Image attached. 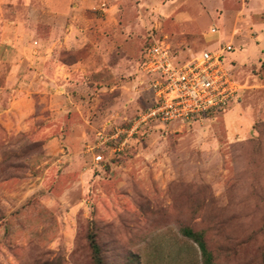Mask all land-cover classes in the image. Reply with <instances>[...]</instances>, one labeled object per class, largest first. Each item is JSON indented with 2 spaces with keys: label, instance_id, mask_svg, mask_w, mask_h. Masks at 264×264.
<instances>
[{
  "label": "rangeland",
  "instance_id": "rangeland-1",
  "mask_svg": "<svg viewBox=\"0 0 264 264\" xmlns=\"http://www.w3.org/2000/svg\"><path fill=\"white\" fill-rule=\"evenodd\" d=\"M90 25L126 59L92 94L100 106L53 121L36 88L31 115L0 121V264H93L91 235L106 264H202L184 228L216 264H264V0H0V67L17 52L27 71L32 52H89ZM164 37L181 60L230 43L236 101L138 124L154 102L144 49Z\"/></svg>",
  "mask_w": 264,
  "mask_h": 264
},
{
  "label": "crops",
  "instance_id": "crops-1",
  "mask_svg": "<svg viewBox=\"0 0 264 264\" xmlns=\"http://www.w3.org/2000/svg\"><path fill=\"white\" fill-rule=\"evenodd\" d=\"M79 32L84 35L89 52H46L39 55L32 52L30 56L33 60L27 66L31 70L28 71L23 66L24 53L17 52L14 57L18 56V61L0 67V97H9L5 105L4 100L0 103L1 122L9 125L12 119L21 122L31 115L35 101L30 96L36 88H39L37 92L44 94L41 95V102L47 103L45 109L51 111L53 121L74 114L84 117L86 111L89 113L94 109L93 105L100 106V99L92 94L98 95V92L108 89L101 78L107 72L122 68L126 63L125 55L122 52H106L102 42L104 33L99 28L90 25ZM76 33L75 25L71 24L67 35L70 51H74L73 39H76ZM36 63L38 65L35 66ZM48 84L51 86L50 98L46 88ZM23 105H27V109Z\"/></svg>",
  "mask_w": 264,
  "mask_h": 264
},
{
  "label": "built area",
  "instance_id": "built-area-1",
  "mask_svg": "<svg viewBox=\"0 0 264 264\" xmlns=\"http://www.w3.org/2000/svg\"><path fill=\"white\" fill-rule=\"evenodd\" d=\"M216 33L211 28V34ZM233 50L230 43H223L219 49H205L181 60L171 52L166 37L152 38L145 46L140 70L150 80L154 102L138 124L185 122L231 106L240 89L233 62L226 56ZM94 161H104L103 155L97 154Z\"/></svg>",
  "mask_w": 264,
  "mask_h": 264
},
{
  "label": "trees",
  "instance_id": "trees-1",
  "mask_svg": "<svg viewBox=\"0 0 264 264\" xmlns=\"http://www.w3.org/2000/svg\"><path fill=\"white\" fill-rule=\"evenodd\" d=\"M182 233L198 246L202 258V264H216L212 253L207 248L203 233L195 232L190 228H184ZM90 246L92 249L93 264H106L102 257L100 246L94 235L90 236Z\"/></svg>",
  "mask_w": 264,
  "mask_h": 264
}]
</instances>
